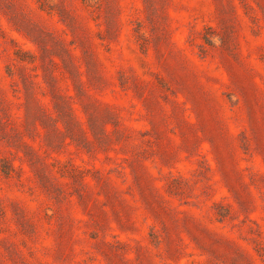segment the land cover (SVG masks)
Wrapping results in <instances>:
<instances>
[{"label": "rangeland", "instance_id": "1", "mask_svg": "<svg viewBox=\"0 0 264 264\" xmlns=\"http://www.w3.org/2000/svg\"><path fill=\"white\" fill-rule=\"evenodd\" d=\"M0 264H264V0H0Z\"/></svg>", "mask_w": 264, "mask_h": 264}]
</instances>
